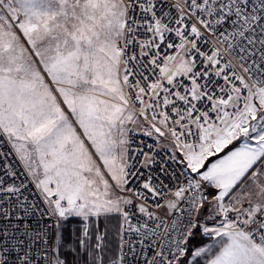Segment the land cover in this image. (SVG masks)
<instances>
[{
    "label": "snow or ice",
    "instance_id": "snow-or-ice-1",
    "mask_svg": "<svg viewBox=\"0 0 264 264\" xmlns=\"http://www.w3.org/2000/svg\"><path fill=\"white\" fill-rule=\"evenodd\" d=\"M0 264H264V0H0Z\"/></svg>",
    "mask_w": 264,
    "mask_h": 264
},
{
    "label": "rangeland",
    "instance_id": "rangeland-1",
    "mask_svg": "<svg viewBox=\"0 0 264 264\" xmlns=\"http://www.w3.org/2000/svg\"><path fill=\"white\" fill-rule=\"evenodd\" d=\"M74 226H75V222H71L69 225L66 226L64 230L65 238L68 241H71L72 239V229ZM69 259H71V257H69Z\"/></svg>",
    "mask_w": 264,
    "mask_h": 264
},
{
    "label": "built area",
    "instance_id": "built-area-1",
    "mask_svg": "<svg viewBox=\"0 0 264 264\" xmlns=\"http://www.w3.org/2000/svg\"><path fill=\"white\" fill-rule=\"evenodd\" d=\"M6 150V149H5ZM36 225H35V222H33V227H35Z\"/></svg>",
    "mask_w": 264,
    "mask_h": 264
}]
</instances>
